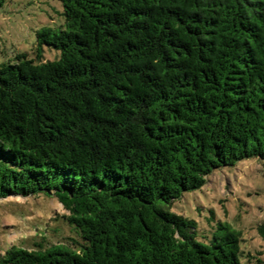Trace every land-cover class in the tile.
Here are the masks:
<instances>
[{
  "label": "trees",
  "instance_id": "16d2710c",
  "mask_svg": "<svg viewBox=\"0 0 264 264\" xmlns=\"http://www.w3.org/2000/svg\"><path fill=\"white\" fill-rule=\"evenodd\" d=\"M58 1L35 58L0 64V201L55 198L68 235L0 264H243L228 223L170 207L264 163V0Z\"/></svg>",
  "mask_w": 264,
  "mask_h": 264
},
{
  "label": "rangeland",
  "instance_id": "374dc122",
  "mask_svg": "<svg viewBox=\"0 0 264 264\" xmlns=\"http://www.w3.org/2000/svg\"><path fill=\"white\" fill-rule=\"evenodd\" d=\"M65 24L58 0H4L0 6V64L15 63V56L34 59L36 32L59 29ZM60 52L45 48L43 61H55ZM170 211L194 220L200 237L208 235L217 220L240 233L243 264H264V163L243 160L233 167L212 172L203 187L183 194ZM66 211L55 198L19 197L0 201V255L12 245L33 248L41 242L55 244L68 235L62 216ZM212 214L215 220L211 219ZM44 243V244H45Z\"/></svg>",
  "mask_w": 264,
  "mask_h": 264
}]
</instances>
